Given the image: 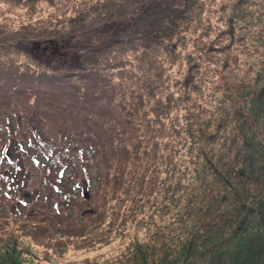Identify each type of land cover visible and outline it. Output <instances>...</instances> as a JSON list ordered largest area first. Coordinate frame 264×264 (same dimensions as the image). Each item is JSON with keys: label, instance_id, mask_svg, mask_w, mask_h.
<instances>
[{"label": "trees", "instance_id": "1", "mask_svg": "<svg viewBox=\"0 0 264 264\" xmlns=\"http://www.w3.org/2000/svg\"><path fill=\"white\" fill-rule=\"evenodd\" d=\"M98 1L66 18L71 26L85 17L71 33L122 21L124 0ZM144 3L159 8L136 19L155 15L146 34L85 53L78 67L0 60V264H41L40 250L44 262L67 248L106 245L124 235L145 205L169 219L160 236L134 240L119 264H264V65L252 82L237 78L235 90H226L239 105L214 131L206 132L201 120L196 126L199 118L181 123L179 111L200 86L199 61L208 59L191 54L193 62L183 67L176 46L190 28L184 23L199 18L204 6L202 0H127V11ZM88 7L107 9V18L88 26ZM236 14L223 15L231 32ZM29 23L39 39L62 33L47 30L45 21ZM214 45L207 43L205 52L216 51ZM127 53H135V71ZM176 61L170 91L161 65L169 70ZM230 122L236 126L228 132ZM86 150L91 164L84 162ZM76 188L80 194L72 198ZM10 222L20 241L7 229Z\"/></svg>", "mask_w": 264, "mask_h": 264}, {"label": "rangeland", "instance_id": "2", "mask_svg": "<svg viewBox=\"0 0 264 264\" xmlns=\"http://www.w3.org/2000/svg\"><path fill=\"white\" fill-rule=\"evenodd\" d=\"M84 1H88V4L82 5ZM95 1L97 0H36L26 4L25 0H0V60L4 63L41 64L58 69L78 67L81 61L85 60V53L88 56V52L94 50L107 51L114 41L121 45L122 40L129 41L133 36L146 34L155 15L151 13V18L146 17L142 21L136 19L139 15L147 14L150 10H154L153 12L159 10L157 5L152 6L151 3H144L134 7L130 5L132 9L127 11V0H124V7L119 11L123 12L121 22L92 24L88 31L78 34L71 33L68 29L81 27L80 25H83L81 21L85 17L80 21H75L71 26H69L70 20L66 18L77 16L80 6H88ZM242 1L241 8L239 0H202L204 8L200 17L197 18L194 15L184 23L190 28L179 40L180 45L176 46V51H180L186 60L182 62L183 67L186 66V63L190 66L193 62L190 60L194 58L191 57V54L199 53L200 57L208 59V61L198 60L201 68L204 69L198 72L200 86L197 91L193 92L192 101L179 111L181 123L192 119L195 121L199 118V123L196 126H200L201 120V124L206 127V132L214 131L215 124L219 120L226 121L233 117L231 106L239 105L238 99L234 97L228 99L224 95L226 90L229 92L235 90L238 85L237 78H242L245 83L252 82L256 70L264 65V0ZM117 10L114 6L111 8V11L116 14ZM231 11L237 13L233 23L234 32L229 30L230 27L225 24L223 18V15H229ZM107 12L108 10L105 8L93 11L91 7H88L86 9V24L89 26L94 19L100 21L107 18ZM59 19H62L63 25L57 22ZM29 21H31L29 24H33V26L45 21L48 24L47 30L51 28L57 32L62 31V33L55 38L39 39L37 34H40V31L32 33L31 28H26L24 25ZM134 22L136 23L134 24ZM156 22L158 23L159 20ZM220 30H226V34L221 35ZM65 31L67 32L63 33ZM48 35L50 34L45 36ZM118 38L119 40H117ZM146 41L150 42V38H147ZM211 41L215 43L214 46L217 50L207 53L205 45ZM110 52L112 55L115 54L114 51ZM106 56L110 57L109 54ZM127 56L132 61L127 67L135 71L137 69L135 53H127ZM158 58L161 59V56L159 55ZM225 60L229 66L223 70L222 62ZM180 63L176 61L172 69L169 70L165 68L166 63L165 66L161 65L164 70L162 76L164 85L169 82L172 85L170 91L176 81L168 79V74L171 70L175 73L177 68L179 69ZM224 74L226 75L224 77L225 88L222 83ZM132 79L133 83L141 85L145 90L141 76L133 75ZM193 126L195 125L190 127L192 134L195 133ZM235 126V122H230L227 131L234 130ZM84 162H88V152L87 160ZM69 175L70 172L67 170L64 174L65 181H68ZM80 191L79 188H76L74 194H80ZM148 206H144L143 215L128 225L123 232L124 235L113 238L110 243L87 251L67 248L63 255H49L50 258L44 262L42 261L44 256L40 250L37 254L40 255L41 264H119V260L127 253L134 240L147 242L160 236L164 230L163 224L169 219V216L162 214L164 210L156 211L151 215ZM139 220L144 222L139 223ZM7 229L10 232L12 229L15 230L14 233L19 235V241L22 239L15 223L10 222ZM0 252H3L2 249Z\"/></svg>", "mask_w": 264, "mask_h": 264}]
</instances>
